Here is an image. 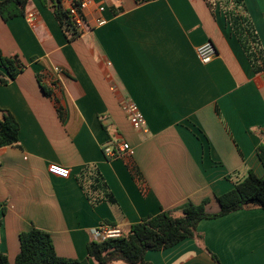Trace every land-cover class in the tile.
<instances>
[{
	"label": "crops",
	"instance_id": "obj_1",
	"mask_svg": "<svg viewBox=\"0 0 264 264\" xmlns=\"http://www.w3.org/2000/svg\"><path fill=\"white\" fill-rule=\"evenodd\" d=\"M74 1L81 0H63L65 8ZM244 5L257 36L255 65L221 6L205 0H91L73 42L51 0L29 1L35 27L26 14L0 17V52L24 65L0 84V109L19 125L18 145L0 149V252L10 264L20 234L33 228L49 233L60 257L82 261L100 226L127 233L162 210L179 216L189 202L216 214L218 196L250 172L264 175L257 154L264 141V0ZM207 42L217 54L204 65L197 49ZM127 99L146 132L121 110ZM114 142L128 143V154L107 158L104 147ZM145 259L264 264V210L202 220L197 236Z\"/></svg>",
	"mask_w": 264,
	"mask_h": 264
},
{
	"label": "trees",
	"instance_id": "obj_2",
	"mask_svg": "<svg viewBox=\"0 0 264 264\" xmlns=\"http://www.w3.org/2000/svg\"><path fill=\"white\" fill-rule=\"evenodd\" d=\"M30 0H4L0 1V17L4 22L24 16ZM44 6H48V0H40ZM137 4L153 0H135ZM209 4L211 0H205ZM219 1V0H217ZM228 6L233 4L236 13L223 11L225 18L231 25L235 35L250 54L252 63L259 62L260 53L252 52V44H257L256 34L251 24L244 16V0H223ZM53 14L59 23L64 35L69 42H73L82 36V31L73 21L70 12L65 8L63 0H51ZM221 6V4H219ZM73 7H78L79 2H72ZM232 7V6H231ZM24 70V65L19 57H5L0 52V84L6 85L15 80ZM44 93H51L43 87ZM0 149L15 146L19 143V125L9 112L0 109ZM258 157L264 168V141L257 150ZM221 207L219 213L206 212L205 204L195 205L191 202L179 208L180 215L176 216L172 211L162 210L155 216H150L143 222L130 227L127 233L119 238L105 241H92L88 245V259L76 260L60 257L55 249L49 233L33 228L20 234V253L14 264H88L93 259L96 264H111L121 262L123 264H148L145 257L150 251H162L172 248L188 238L197 236L198 224L205 219H216L232 212L257 207L264 210V175L258 177L250 172L248 177L235 186V188L217 197ZM216 259V258H215ZM0 264H10L8 257L0 252Z\"/></svg>",
	"mask_w": 264,
	"mask_h": 264
},
{
	"label": "built area",
	"instance_id": "obj_3",
	"mask_svg": "<svg viewBox=\"0 0 264 264\" xmlns=\"http://www.w3.org/2000/svg\"><path fill=\"white\" fill-rule=\"evenodd\" d=\"M90 4L91 0H81L79 1L78 7L71 6L68 8L70 16L82 33L85 29L84 11L89 7ZM103 10L104 8H100V11ZM26 19L32 26H36L37 18L35 13H27ZM97 23L99 25H104L106 21L103 18H100L97 20ZM197 54L202 64L208 65L214 60L217 51L212 42H207L197 49ZM54 72L59 75L62 74V70L58 67L54 68ZM121 109L126 114L133 129L146 132V121L135 102L130 99L124 100L121 103ZM129 150L130 145L128 143L114 142L109 143L104 147V154L109 159H116L126 156ZM123 233L124 232L118 227L103 225L93 231L92 239L96 242L105 241L108 239L119 238L123 235Z\"/></svg>",
	"mask_w": 264,
	"mask_h": 264
},
{
	"label": "rangeland",
	"instance_id": "obj_4",
	"mask_svg": "<svg viewBox=\"0 0 264 264\" xmlns=\"http://www.w3.org/2000/svg\"><path fill=\"white\" fill-rule=\"evenodd\" d=\"M211 3L213 4L214 7L215 6L217 7V5L219 6V4H221V10H223L224 12L225 11H230V10L232 12H234V13L237 12L235 6L233 4H231L232 7L231 6H228L227 3H226V1H223V0H219V1H217V0H211ZM218 9H219V7H218ZM112 264H119V263H112Z\"/></svg>",
	"mask_w": 264,
	"mask_h": 264
}]
</instances>
